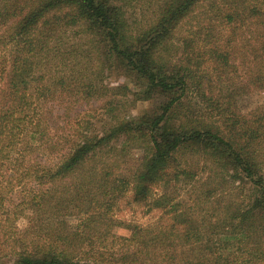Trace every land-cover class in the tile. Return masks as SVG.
I'll return each instance as SVG.
<instances>
[{
    "label": "trees",
    "instance_id": "16d2710c",
    "mask_svg": "<svg viewBox=\"0 0 264 264\" xmlns=\"http://www.w3.org/2000/svg\"><path fill=\"white\" fill-rule=\"evenodd\" d=\"M142 11L0 0V264H264V0ZM127 192L162 217L120 237Z\"/></svg>",
    "mask_w": 264,
    "mask_h": 264
},
{
    "label": "rangeland",
    "instance_id": "374dc122",
    "mask_svg": "<svg viewBox=\"0 0 264 264\" xmlns=\"http://www.w3.org/2000/svg\"><path fill=\"white\" fill-rule=\"evenodd\" d=\"M150 0H124V8L127 14V18L130 23H135L140 20L142 14H146L142 11L143 6ZM152 1V0H151ZM155 1V0H154ZM146 10V8L144 7ZM148 14H150L148 12ZM199 16V15H198ZM117 84L132 85L131 82L124 77L117 78L111 77L107 80V85L114 86ZM133 88V86H130ZM106 103V100L97 101L94 104L84 107L85 110H89L90 115H95V118L91 119V123L98 129H101L105 120V112L101 107ZM264 104V91H255L250 95L243 97L239 100L238 107L243 113L253 111L257 107ZM151 102H138L134 108L129 110V114L138 116L152 108ZM178 200H182L184 203L186 197ZM113 217L121 223V226L116 227L114 233L120 237H129L131 235V228L148 227L153 226L160 221L162 212L160 210L151 209L148 203H135L133 201V195L131 192L124 193L116 203V208ZM71 223L76 221L71 219ZM26 224V220H21L19 226L22 228ZM3 262H8L4 259Z\"/></svg>",
    "mask_w": 264,
    "mask_h": 264
}]
</instances>
